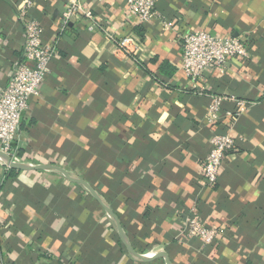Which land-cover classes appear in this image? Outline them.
<instances>
[{
  "label": "crops",
  "instance_id": "0c3cea01",
  "mask_svg": "<svg viewBox=\"0 0 264 264\" xmlns=\"http://www.w3.org/2000/svg\"><path fill=\"white\" fill-rule=\"evenodd\" d=\"M69 1L0 0V96L24 60L21 11L54 48L13 143L23 166L45 168L0 163V264H264V0H159L148 24L127 20L125 0H84L92 18L63 24ZM196 31L240 38L250 59L193 83L179 68ZM107 33L133 35L138 56ZM235 101L247 105L231 119ZM215 133L236 146L209 185ZM192 215L219 229L214 243L183 239Z\"/></svg>",
  "mask_w": 264,
  "mask_h": 264
},
{
  "label": "built area",
  "instance_id": "2783aa9c",
  "mask_svg": "<svg viewBox=\"0 0 264 264\" xmlns=\"http://www.w3.org/2000/svg\"><path fill=\"white\" fill-rule=\"evenodd\" d=\"M105 4L108 0H97ZM126 18L131 23L148 24L160 19L156 6L159 0H125ZM85 16L92 18L84 0H70L63 13V24L71 18ZM25 26L24 60L17 67L13 78L0 96V151L8 155L15 163L21 159L13 149L22 120L27 113L30 102L40 96L41 86L50 73V62L54 48L43 43L44 30L41 24L30 19L26 10L21 11ZM164 25L168 27L165 21ZM92 25L89 30L94 31ZM107 41L113 51H121L137 57L140 43L133 35L116 38L111 33L106 34ZM182 70L193 83L201 81L205 72L212 68L224 72L233 61L250 59L249 44L238 37L218 36L209 31L189 32L182 41ZM224 99L217 97L209 108L210 118H215L219 106ZM239 111L229 113L234 119L244 112L247 103L235 101ZM212 150L204 163V179L209 185L217 183L226 155L233 151L236 144L229 133H215L211 139ZM0 163H5L0 159ZM219 229L200 220L198 215H192L184 222L183 239H199L205 245L214 243L219 237Z\"/></svg>",
  "mask_w": 264,
  "mask_h": 264
},
{
  "label": "water",
  "instance_id": "95a60500",
  "mask_svg": "<svg viewBox=\"0 0 264 264\" xmlns=\"http://www.w3.org/2000/svg\"><path fill=\"white\" fill-rule=\"evenodd\" d=\"M0 159L5 163V167L8 168V169H23V168H37V169H42V168H45V167H37V166H30V167H27V166H23L21 163H15L11 160V158L6 155L5 153H3L2 151H0ZM99 201L101 202V200L99 199ZM103 204V203H102ZM104 208L107 210V212L112 216V217H115V215L112 213L111 209L108 207L107 204H103ZM116 218V217H115ZM117 220V219H116ZM117 224H118V230H119V233L124 241V243L126 244V246L128 247L129 251L133 254L134 251L132 250L130 244H129V241L126 237V235L124 234L123 232V229L119 223V221L117 220ZM139 259L141 261H144L145 259H147L145 256H138ZM157 256H154V257H151L152 259L153 258H156ZM158 257H164L165 259H167V256L166 254L162 253L161 255H158ZM149 259V258H148ZM150 260V259H149Z\"/></svg>",
  "mask_w": 264,
  "mask_h": 264
},
{
  "label": "trees",
  "instance_id": "16d2710c",
  "mask_svg": "<svg viewBox=\"0 0 264 264\" xmlns=\"http://www.w3.org/2000/svg\"><path fill=\"white\" fill-rule=\"evenodd\" d=\"M162 73H165L167 76H172L175 73V68H173L172 66H170L168 63H165L162 66L161 69ZM17 175V172L14 170L10 171L9 177L10 178H14Z\"/></svg>",
  "mask_w": 264,
  "mask_h": 264
}]
</instances>
